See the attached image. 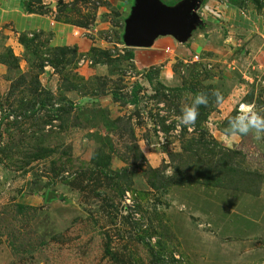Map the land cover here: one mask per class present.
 <instances>
[{
    "label": "rangeland",
    "instance_id": "rangeland-1",
    "mask_svg": "<svg viewBox=\"0 0 264 264\" xmlns=\"http://www.w3.org/2000/svg\"><path fill=\"white\" fill-rule=\"evenodd\" d=\"M227 1L195 0L217 35L188 52L127 45L135 0H0V264H264V139L225 131L264 115V0Z\"/></svg>",
    "mask_w": 264,
    "mask_h": 264
},
{
    "label": "water",
    "instance_id": "water-1",
    "mask_svg": "<svg viewBox=\"0 0 264 264\" xmlns=\"http://www.w3.org/2000/svg\"><path fill=\"white\" fill-rule=\"evenodd\" d=\"M194 4L195 0L186 4L176 13V19L172 11L157 5L154 0H135L126 20L125 43L132 47L145 46L153 37L167 33L182 42L189 34V26L194 17L190 11Z\"/></svg>",
    "mask_w": 264,
    "mask_h": 264
},
{
    "label": "clouds",
    "instance_id": "clouds-1",
    "mask_svg": "<svg viewBox=\"0 0 264 264\" xmlns=\"http://www.w3.org/2000/svg\"><path fill=\"white\" fill-rule=\"evenodd\" d=\"M211 95L215 98V103L223 102V95L219 90L214 89ZM208 103L209 95L205 92H197L190 97V103L180 108V115L176 121V133L179 134L184 127L194 126L200 114V106H207ZM225 131L229 135L247 136L251 134L256 141H261L264 139V115L257 110L255 105L241 103L237 114L228 118Z\"/></svg>",
    "mask_w": 264,
    "mask_h": 264
},
{
    "label": "crops",
    "instance_id": "crops-1",
    "mask_svg": "<svg viewBox=\"0 0 264 264\" xmlns=\"http://www.w3.org/2000/svg\"><path fill=\"white\" fill-rule=\"evenodd\" d=\"M207 6H230L232 8H237L234 4H232L231 2L227 1V0H209V3ZM203 13V12H202ZM209 20V19H208ZM223 20V19H222ZM209 22V21H208ZM226 26L224 27V29H222V33H220V37H218V40L221 39V37L223 36L224 37V44L226 42V40L232 38V35L230 34L231 31L230 30H237L238 27L235 23H233V21L229 20V21H223ZM216 26V24H214ZM219 26H220V22H219ZM226 27H228V29H230L229 31L228 30H225L227 29ZM199 28V27H198ZM223 28V27H222ZM213 31L215 32L216 29L215 28H211V27H206L205 29H201V30H195V31H190L191 33L188 34V40H185V43L187 42L188 44L187 45H184V42H178L180 43V45L183 46V48L186 49V51H190L192 49V51L194 52H198V51H206V52H209L211 51V49H214V38L217 34H214ZM227 31L226 34H223ZM249 33V32H248ZM73 35V33H72ZM225 35H226V38H225ZM75 41V40H74ZM168 43L165 44V45H169V44H177L176 42H174L173 40H171V38L167 41ZM73 43V42H72ZM164 46V45H161L160 48ZM177 47L178 44H177ZM180 49V47H179ZM253 50V48H252ZM196 56L197 53L195 54Z\"/></svg>",
    "mask_w": 264,
    "mask_h": 264
},
{
    "label": "trees",
    "instance_id": "trees-1",
    "mask_svg": "<svg viewBox=\"0 0 264 264\" xmlns=\"http://www.w3.org/2000/svg\"><path fill=\"white\" fill-rule=\"evenodd\" d=\"M32 1H34V0H32ZM38 1V0H37ZM24 7H25V10L26 11H29V12H31V2L30 1H27L26 3H25V5H24ZM129 52V56H130V58L132 59V57H133V53L130 51V50H128ZM24 205H19V207H23Z\"/></svg>",
    "mask_w": 264,
    "mask_h": 264
},
{
    "label": "built area",
    "instance_id": "built-area-1",
    "mask_svg": "<svg viewBox=\"0 0 264 264\" xmlns=\"http://www.w3.org/2000/svg\"><path fill=\"white\" fill-rule=\"evenodd\" d=\"M78 33L77 32H74V35H77ZM196 56V55H195Z\"/></svg>",
    "mask_w": 264,
    "mask_h": 264
}]
</instances>
